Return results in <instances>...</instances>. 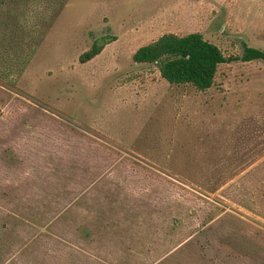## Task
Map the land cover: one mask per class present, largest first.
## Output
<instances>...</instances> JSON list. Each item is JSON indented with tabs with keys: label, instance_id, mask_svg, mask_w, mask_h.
Masks as SVG:
<instances>
[{
	"label": "rangeland",
	"instance_id": "1",
	"mask_svg": "<svg viewBox=\"0 0 264 264\" xmlns=\"http://www.w3.org/2000/svg\"><path fill=\"white\" fill-rule=\"evenodd\" d=\"M166 32L264 51V0H65L0 64V264H264V62L169 84L130 59Z\"/></svg>",
	"mask_w": 264,
	"mask_h": 264
},
{
	"label": "trees",
	"instance_id": "2",
	"mask_svg": "<svg viewBox=\"0 0 264 264\" xmlns=\"http://www.w3.org/2000/svg\"><path fill=\"white\" fill-rule=\"evenodd\" d=\"M65 0H0V64L22 70L40 43ZM114 40L112 35L94 39L78 55L84 63ZM130 59L134 63L153 64L159 76L169 84H189L197 90L211 86L216 68L234 60L264 62V51L242 46L240 55H224L198 32L177 35L166 32L137 47Z\"/></svg>",
	"mask_w": 264,
	"mask_h": 264
}]
</instances>
